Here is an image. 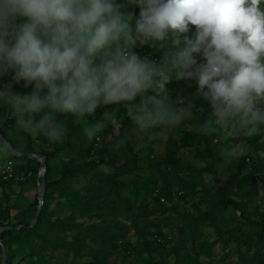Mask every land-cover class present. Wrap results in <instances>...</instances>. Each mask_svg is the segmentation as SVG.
I'll return each instance as SVG.
<instances>
[{
	"label": "clouds",
	"instance_id": "9594fccd",
	"mask_svg": "<svg viewBox=\"0 0 264 264\" xmlns=\"http://www.w3.org/2000/svg\"><path fill=\"white\" fill-rule=\"evenodd\" d=\"M126 3L140 6L134 26ZM145 44L163 50L161 62L135 51ZM10 72L33 87L16 94L0 83V106L53 143L68 131L60 116L109 104H123L142 131L181 125L199 113L183 97L173 107L166 84L194 78L212 106L203 130L230 140L220 150L230 160L244 150L232 138L264 135V0H0V78ZM83 131L97 137L101 126ZM8 149L0 143V170L13 166Z\"/></svg>",
	"mask_w": 264,
	"mask_h": 264
},
{
	"label": "trees",
	"instance_id": "16d2710c",
	"mask_svg": "<svg viewBox=\"0 0 264 264\" xmlns=\"http://www.w3.org/2000/svg\"><path fill=\"white\" fill-rule=\"evenodd\" d=\"M123 10L132 14L131 23L134 26L140 6L126 3ZM195 27V25L191 26V34L195 31ZM135 51L161 62L163 50L154 49L149 44L137 45ZM197 62L199 63V60ZM12 75L13 73L10 72L0 78V83H14L11 90H15L16 94L31 92L33 85L24 87V82L13 81ZM183 79L173 78L169 84H166L169 101L173 107H176L175 103L179 99L177 91L181 90L180 98L183 97L185 101L192 100L194 110L199 114L194 115L185 127L181 128L179 125L174 127V131L179 133L178 140L173 138L172 134L168 136L165 153L162 156L163 165L155 180L151 207L147 204L135 206V201L121 192L119 179L138 171L139 156L123 130L116 132L113 125L102 117L104 110L87 117L88 121L79 122L77 125L81 127L86 123L105 122L98 136L91 137L84 153H78L73 151L75 145L70 138L72 132L60 142H49L43 135L37 133L34 135L17 124L12 127V124L4 121L0 108V133L19 152L46 156L47 164L44 204L39 220L33 227L5 230L2 233L5 249L11 250L15 245L24 250V254L18 259L12 252L7 264H78L76 259L88 257H93L94 261L86 260V264H109L107 258L100 260L97 255L105 246L115 247L128 256L146 254V264H201L200 252L215 255L205 242L200 244L199 249L196 247L193 249V256H181V244L188 239L197 241L202 231L199 226L206 221L211 222L219 207L231 206L244 214V207L226 192V186L246 175H251L254 180L252 174L261 172L263 168L251 166L247 174L242 171L251 165L253 157L249 150H243L230 160H225L220 155L221 148L230 143V140L225 139L224 145L216 148L213 140L217 141V139H214V134L205 133L202 125L205 120L213 118L211 103L197 96L198 84L195 79ZM106 109L111 111L110 107ZM42 115L43 113L34 114V118L38 120ZM59 119L66 123L73 117L60 116ZM129 122L133 121L127 115L123 125ZM10 130L14 131V136H10ZM262 136L246 137L247 146L259 145ZM4 158H10L14 163L12 175L9 176L5 170H0V227L9 224L28 225L30 221L24 216L37 210V196L33 204L17 211V217L20 213L24 216L16 218L15 223L10 221L11 211L14 209L10 197L12 194H20L21 188H27L30 182L33 186H37L40 162L15 156L9 149L4 154ZM101 165H105L108 171H101ZM204 172L212 175L209 181L204 179ZM225 180L226 186L222 184ZM16 187H19L20 191L16 192ZM196 191L206 194L214 191V198L209 200L206 210L193 214L183 209L180 204L186 198L193 196ZM252 191L256 192L255 181L252 184ZM54 201L56 207L51 208ZM261 204L263 208L260 212V220H252L249 216L246 218L256 227L254 232L240 231L239 236L236 237L237 241H242L241 246L246 248L244 254L239 257L242 264H264V196L261 198ZM157 212L169 213L164 220H173L175 226L172 230L179 238V242L169 248L162 246L167 250L166 257L173 258L170 262L165 257L155 255L153 244L161 245H157L152 238L154 234L164 236L171 232H151L143 219ZM122 215L129 220V223L117 219ZM129 229L133 231L132 241L125 239ZM119 240L122 242L118 243ZM99 243V247L94 245ZM253 246L254 250L251 252ZM103 252L105 255L112 253L108 249H103Z\"/></svg>",
	"mask_w": 264,
	"mask_h": 264
},
{
	"label": "rangeland",
	"instance_id": "374dc122",
	"mask_svg": "<svg viewBox=\"0 0 264 264\" xmlns=\"http://www.w3.org/2000/svg\"><path fill=\"white\" fill-rule=\"evenodd\" d=\"M131 23V21H130ZM192 25H190L191 28ZM191 32L186 33L184 35L190 36ZM199 56L197 55V61ZM185 79V78H184ZM183 79V80H184ZM170 82V81H169ZM169 82L167 84H169ZM12 87H14V83H11ZM174 89V88H173ZM13 93L15 90H12ZM181 90L177 91V96L180 98ZM139 98V97H138ZM139 101V100H138ZM175 106H179L177 102ZM110 107L111 115L107 118L116 132L123 130L126 136L131 140L134 150L137 152L139 156L138 164L139 169L136 173L121 177L119 180L121 182V192L123 195L128 196L131 200L135 201V206H140L142 204H147L149 207L153 204V196H154V188L156 186V178L158 171L162 168V156L165 153V142L171 134L173 138H179V133L174 131V127L171 126H157L152 129L142 131L140 130L134 122H129L126 125H123L125 117L128 114V110L124 108L123 104H109L102 105L98 107L94 114L101 111H108L106 108ZM4 121L8 122V124H12L14 127L15 124L23 128L17 118L14 119L12 115H10L9 109L7 105L0 106ZM88 121L87 117H83L80 119L73 118L71 121L66 122L68 131L65 138L69 132H72L71 141L75 145L73 151H77L78 153H84L86 145L91 140V137H84V128L87 126V123L81 127H77L79 122ZM188 121L179 125L181 128L185 127ZM101 126V129L105 126V122H98ZM24 129V128H23ZM13 130L9 131L10 136H14ZM32 134H36L34 131H30ZM82 137V138H81ZM214 144L216 148H219L224 145L225 137L222 133L214 134ZM233 144L241 143V147L244 150L251 151L252 160L246 169H243V172H247L250 170L251 166H261L263 169L261 172L253 173L252 176L254 180L251 178V175L242 176L237 181L232 183L229 186H226V180L222 182L224 186H226V192L233 196L237 202L244 207V214L239 210L229 206L228 208H217L215 212L214 219L210 221H206L201 224L199 227L202 230L199 235L197 241L193 242L191 239H188L183 244H181L180 255L181 256H193V249L200 248V244H205L210 247V250L215 252V255H209L206 252H200L199 260L201 264H242L239 261V257L244 254L246 248L241 246V240L236 239L239 236L240 231L244 233L254 232L256 229L255 226L251 225L247 221V216H249L252 220H260V212L262 210L261 198L264 196V135L261 137L259 141V145H250L247 146L246 138L244 137H234L231 139ZM154 157V158H153ZM236 157V156H235ZM234 157V158H235ZM204 164V162H202ZM253 164V165H252ZM40 172V168H39ZM247 174V173H246ZM203 177L206 181H209L212 178V175L208 172L203 173ZM38 182L41 181V177L38 173ZM255 181L256 192L252 191V184ZM15 191H20L19 187L15 188ZM37 195V186H33L30 184L27 188L22 187L20 194H12L10 197V202L14 204V209H12L10 217L11 223H15L16 218H20L24 216L22 213L16 216V213L19 209H24L29 204H33L35 202V197ZM214 191L206 194L202 191H196L193 196L186 198L181 202V206L188 212L193 214L203 212L206 210L209 200L214 198ZM38 207V206H37ZM55 201L52 203L51 208H55ZM35 208V206H33ZM125 211V209H122ZM37 210L34 212L28 213L26 219L33 221ZM169 213L161 214L159 212L150 214L148 217L143 218L145 223L148 226V229L151 232L162 231V232H171L173 236V243L170 245L173 246L179 242V238L173 233L172 228L175 226L171 219L167 221L164 220L168 216ZM119 221L129 223V220L126 219L124 215L119 216L117 218ZM81 220V219H79ZM181 224V223H180ZM131 230H127L125 234V239L128 241H132L133 236L130 233ZM255 238V237H254ZM254 240V239H253ZM95 246H100L99 244H94ZM6 247V246H5ZM154 253L157 257H165L167 261H172V257H166V249L162 246H156L153 244ZM169 248V247H168ZM243 248V250H241ZM103 249H108L112 251L111 254L105 255ZM99 253H97L99 259L107 258L109 260V264H146L145 257L146 254L135 256H128L120 252L115 247L105 246ZM245 249V250H244ZM254 246L251 248V252H253ZM14 252L16 255V259L24 254V250L18 246H13L12 249L8 250L6 248L7 260L9 255ZM0 259H1V246H0ZM93 262V257H88L87 259H76L78 264H86L85 261Z\"/></svg>",
	"mask_w": 264,
	"mask_h": 264
},
{
	"label": "water",
	"instance_id": "95a60500",
	"mask_svg": "<svg viewBox=\"0 0 264 264\" xmlns=\"http://www.w3.org/2000/svg\"><path fill=\"white\" fill-rule=\"evenodd\" d=\"M0 141L7 142L9 146V150L18 157L26 158V159H33L38 162H40V172L39 176L41 177V181L37 184V195H38V207L36 215L33 219V221L26 225V224H9L4 225L0 227V246H1V264H7V255H6V249L3 243L2 233L5 230H12V229H22L25 227H33L37 221L39 220L40 212L44 204V194H45V186H46V172H47V164H46V156L41 154H35V153H22L16 150L12 144L9 142V140L0 133Z\"/></svg>",
	"mask_w": 264,
	"mask_h": 264
},
{
	"label": "built area",
	"instance_id": "2783aa9c",
	"mask_svg": "<svg viewBox=\"0 0 264 264\" xmlns=\"http://www.w3.org/2000/svg\"><path fill=\"white\" fill-rule=\"evenodd\" d=\"M199 62H201L202 58L199 57L198 58ZM185 79H189V78H185ZM194 79V78H192ZM6 174L7 175H12L13 174V168H11V170H6ZM133 236V231L130 232ZM154 242L157 244V245H161V246H166V247H169L171 244H172V241H173V237L170 233H166L164 236H161V235H158V234H154L153 238ZM122 240H119L118 243H121Z\"/></svg>",
	"mask_w": 264,
	"mask_h": 264
}]
</instances>
